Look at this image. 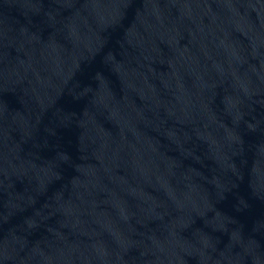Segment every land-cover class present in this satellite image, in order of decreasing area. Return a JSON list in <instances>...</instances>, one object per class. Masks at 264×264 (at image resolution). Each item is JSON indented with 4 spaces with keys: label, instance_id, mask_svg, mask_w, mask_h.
I'll list each match as a JSON object with an SVG mask.
<instances>
[{
    "label": "water",
    "instance_id": "obj_1",
    "mask_svg": "<svg viewBox=\"0 0 264 264\" xmlns=\"http://www.w3.org/2000/svg\"><path fill=\"white\" fill-rule=\"evenodd\" d=\"M0 264H264V0H0Z\"/></svg>",
    "mask_w": 264,
    "mask_h": 264
}]
</instances>
